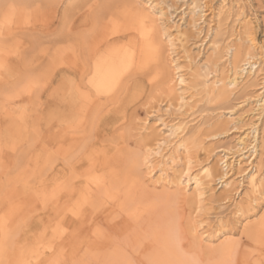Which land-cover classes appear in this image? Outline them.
<instances>
[{
    "label": "rangeland",
    "instance_id": "1",
    "mask_svg": "<svg viewBox=\"0 0 264 264\" xmlns=\"http://www.w3.org/2000/svg\"><path fill=\"white\" fill-rule=\"evenodd\" d=\"M129 5L154 26L161 58L147 68H117L129 93L118 104L103 103L109 108L98 129L111 128L102 139L106 149L122 134L124 150L105 149V156L128 152L136 162L142 195L158 205L148 232L160 240L166 235L171 258L264 264V250L255 243L264 220V0H0V264H121L124 258L113 254L129 256L132 245H53L51 174L58 81L62 102H82L81 74L53 70V53L70 54L91 31L92 16L103 24ZM73 21L84 25L69 30ZM246 58L255 64L256 78L229 86L230 63L240 66ZM175 60L185 74L184 89L171 81ZM69 79L75 80L72 88ZM172 125L181 128L176 138ZM157 147L158 155L145 164L146 150ZM113 162L94 176L107 175ZM204 168L213 170L211 178L202 175ZM190 176L201 180L202 198ZM228 243L235 248L225 261L221 252ZM157 246L150 251L157 249L158 260L170 258ZM150 251L142 258L133 254L132 264H160Z\"/></svg>",
    "mask_w": 264,
    "mask_h": 264
},
{
    "label": "bare ground",
    "instance_id": "2",
    "mask_svg": "<svg viewBox=\"0 0 264 264\" xmlns=\"http://www.w3.org/2000/svg\"><path fill=\"white\" fill-rule=\"evenodd\" d=\"M107 18V21L102 24L92 16L90 21L92 28L89 29L91 31L87 36L82 37L84 39L75 49L70 50V54L67 53L69 50L66 54L59 50L53 53V70L60 69L65 73L81 74L78 79L80 87L78 97L82 99L81 103L76 97H73L70 102H62L59 97L62 89L59 81L53 89V150L55 154L51 168L53 245L94 243L132 245L129 256H124L122 250L113 254L115 260L120 261L124 258L121 264H132L133 254L142 258L147 250L150 251L151 245H158L157 248L160 245L170 257L172 255L170 245L165 243L166 239L163 240L165 234L160 240L159 235L153 236L148 232L158 205L148 200L144 194L142 195L144 187L135 176L136 162L128 152L119 153L117 156H108V154L105 156L106 148L102 144V139L112 131L111 128L103 126V129L99 130L98 127L106 107L103 103L108 100L112 104L113 102L118 104L129 93L122 77L116 74L117 68L128 72L135 67L147 68L152 64H158L161 58V45L154 26L144 21L148 18L139 13L138 9L130 5L124 6L123 10L111 13ZM83 25L81 21H73L69 23L68 29H76ZM248 59L240 61V66L230 63L229 86L238 88L242 85L241 83L256 78L255 64ZM176 60L175 65L173 64L174 74L171 81L174 87L184 89L187 81ZM68 84L72 88L75 80L69 79ZM258 102L262 101L258 100ZM62 107L65 111L60 114ZM258 107L263 108L262 103ZM77 109L79 113L74 112ZM179 130H181L180 126H170V135L176 138ZM253 132L256 133V131ZM121 135L117 133L113 139V145L107 148L114 151V154L117 151L121 152L123 148ZM238 144L243 146V150L247 147L244 148L243 140ZM251 149L253 150L251 156H253L256 154V146H252ZM158 150L159 147L157 151L146 150L145 164L150 163L152 156L158 155ZM113 160L115 162L112 163L113 167L107 175L94 176L99 166H108ZM252 168L256 169V166ZM152 173V170L147 172L149 179L152 178ZM201 173L206 178H211L214 174L211 168H204ZM248 179L250 187L257 189L258 182L255 175L250 173ZM188 182L192 183V190L198 198L206 194L201 180L196 176H190ZM255 241L257 245H261L258 252L264 250V220L260 223ZM232 244H225L227 246L221 252V256H225L221 257L222 260L226 261V257L229 258L233 252L235 247L231 248ZM156 250L150 251L147 255L160 264H185L177 257H174L175 259L161 257V260H158ZM216 263L224 264L222 261Z\"/></svg>",
    "mask_w": 264,
    "mask_h": 264
}]
</instances>
